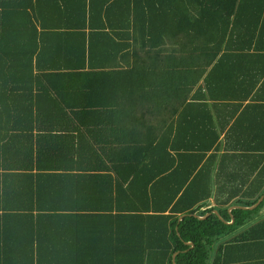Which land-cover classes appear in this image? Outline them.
I'll return each mask as SVG.
<instances>
[{
  "label": "trees",
  "instance_id": "16d2710c",
  "mask_svg": "<svg viewBox=\"0 0 264 264\" xmlns=\"http://www.w3.org/2000/svg\"><path fill=\"white\" fill-rule=\"evenodd\" d=\"M260 87L264 0H0V264H244Z\"/></svg>",
  "mask_w": 264,
  "mask_h": 264
},
{
  "label": "crops",
  "instance_id": "0c3cea01",
  "mask_svg": "<svg viewBox=\"0 0 264 264\" xmlns=\"http://www.w3.org/2000/svg\"><path fill=\"white\" fill-rule=\"evenodd\" d=\"M107 89V88H106ZM113 91H116L115 88H112ZM259 90V94L257 96V98H255V94L251 96L250 99H248V101L246 103H244V107L247 106V105H259L260 104V107H263L264 106V89H262L261 87L258 89ZM194 94L195 95H198V96H201L202 95V92L201 90L196 87L195 88V91H194ZM254 97V98H253ZM222 104V103H220ZM234 109L235 108H230V107H226V109H223V110H219L218 109V114L217 116L215 115V121L217 124H219V121L220 122H225V124L227 123V128H229V126L231 125V123H229L228 125V122L230 121L229 120V116L234 112ZM263 113H262V112ZM258 113V115L260 116V118L263 116L264 118V110H261V109H255V110H249V112L247 113V117H253L254 115H256ZM155 120V119H154ZM57 120L56 118L54 119V123H56ZM66 122H71V123H74V126L72 125H69V128L71 127L73 129V134L74 135H78L79 133V130L83 132V130L89 128L86 127V125H83L85 123H91L93 124L94 121H101L102 123H115V125L113 126V128H111L110 126H108V128H106L105 126L103 127H100L99 129H93V126H90L89 130H97V132L99 133V131L102 133H104L105 137H110V135H112L111 137H114L113 139L117 138L119 140V138H121L122 136V124L124 123V121L126 123H128L129 121H135L134 119H121V118H109V119H99V120H92V119H89V120H86V119H82L81 117H74V116H70L68 120H65ZM137 121H141L140 119H138ZM190 121V120H189ZM196 121V122H195ZM156 122V121H155ZM191 122V121H190ZM232 122V121H231ZM257 120H253L252 118H249L248 119H245L244 122H243V125L246 126V125H249V130H247L244 134H243V137L245 138H249V135H252L253 136V129L254 128V125H257ZM263 122V121H262ZM83 123V124H82ZM194 123V126L196 123H199L200 124V121L198 120H194L193 121ZM82 124V125H80ZM247 127V126H246ZM110 128V129H109ZM195 128V127H194ZM219 128V127H218ZM105 129L106 131L102 132V130ZM112 129V131H110ZM143 129V128H140V130ZM142 133H144V135L148 132L149 134L152 133V130L150 129H147L145 132L143 130H141ZM257 132V130L255 131ZM259 132V131H258ZM36 132H34V135H35ZM213 134V133H212ZM211 134V135H212ZM255 134V133H254ZM259 134L261 136L258 137V139L260 138H264V133H260ZM37 135V134H36ZM143 135V136H144ZM221 138H223L225 135H220ZM241 137V136H240ZM260 216H264V210H262L260 212ZM254 244V243H253ZM246 257V256H245ZM244 264H264V242L263 243H259V244H254L253 245V248H252V253L247 257L246 260H244Z\"/></svg>",
  "mask_w": 264,
  "mask_h": 264
},
{
  "label": "water",
  "instance_id": "95a60500",
  "mask_svg": "<svg viewBox=\"0 0 264 264\" xmlns=\"http://www.w3.org/2000/svg\"><path fill=\"white\" fill-rule=\"evenodd\" d=\"M263 200H264V194H263V196L259 199V201L254 205V206H252V207H250V208H243V207H231L229 210H228V212H229V215L231 216V222L230 223H227V222H225L224 221V219L221 217V215L217 212V211H213L211 214H207L205 217H198V216H195L197 219H199V220H206L209 216H211V215H215V216H217L218 217V219L220 220V221H222L224 224H226V225H232L233 223H234V217L232 216V211H234V210H236V209H241V210H244V211H253V210H255L262 202H263ZM185 217H187L186 215H183V216H181L180 218H179V221H182ZM188 247H190V248H193L194 247V245L192 244V243H187L186 244ZM178 255V253H176L174 256H173V264H175V257Z\"/></svg>",
  "mask_w": 264,
  "mask_h": 264
}]
</instances>
